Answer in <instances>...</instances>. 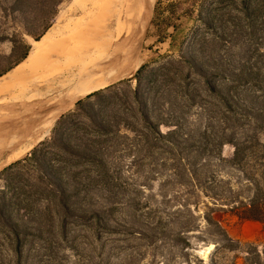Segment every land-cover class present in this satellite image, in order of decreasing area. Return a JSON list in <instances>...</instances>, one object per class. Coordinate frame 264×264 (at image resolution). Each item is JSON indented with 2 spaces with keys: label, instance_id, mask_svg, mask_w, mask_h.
I'll return each instance as SVG.
<instances>
[{
  "label": "rangeland",
  "instance_id": "rangeland-1",
  "mask_svg": "<svg viewBox=\"0 0 264 264\" xmlns=\"http://www.w3.org/2000/svg\"><path fill=\"white\" fill-rule=\"evenodd\" d=\"M10 1L0 0V74L3 75L21 63L36 42L25 29H29L36 36L45 24L40 22L39 0H30L24 8L23 16L10 10ZM166 1L168 0H152L148 18L142 23V30L139 32L141 47L137 70L142 66L149 69L168 65L170 61L178 60L179 56L190 53L199 59L213 58L216 64L221 57L225 62H230V69L238 67L242 47L239 43L234 44L236 36L232 33L225 35L228 43H212L217 41L216 36L200 18H213V25L218 29L221 21L218 16L224 12L227 15H237L231 1L238 5L239 0H172L170 3L179 14L195 12L196 23L191 27L185 20L177 22L174 15H162L163 9L167 7ZM72 2L73 0L65 1L58 7V12L46 31L56 24ZM226 26L229 28L230 23H226ZM260 35L259 53H264V33ZM169 37L172 40L166 41ZM204 41H208L207 45ZM80 44L82 46L78 45V48L71 49L69 55L74 52L73 56L65 63L77 58L84 50L86 44L83 40ZM25 54L26 57L23 58ZM256 58L257 53L248 64L253 65ZM257 65L264 66L263 60H259ZM135 73L130 78H122L95 92L116 86L121 89L134 87ZM191 79L198 82L194 75ZM41 80L43 78L34 82L39 84ZM126 80L130 83L120 86ZM214 81L226 94V82ZM11 82L0 83V104L6 107L5 111H13V107L24 106L27 94L31 92L29 90L37 87L26 80L20 85L15 81ZM141 84L145 88L150 86L146 78L141 79ZM246 89L247 86H241L238 91L241 92L242 100L248 103L250 95ZM232 95L233 90L229 93V96ZM86 97L81 100L84 101ZM200 97L202 100L197 99V102L191 103L185 96L176 97L172 93L171 96L165 97V100L170 103L180 100L182 106L176 107V115L181 120H186L187 129L197 131L206 126H215L217 122L224 120L215 108V105L220 104L217 96L207 93L205 88H200ZM19 98L21 100H18ZM75 103L56 119L40 142L15 162L28 158L32 150L49 139L56 122L74 111ZM204 105L210 110L201 109ZM166 109L170 113L173 112L168 106ZM84 123L88 124L87 121ZM161 129L167 130L165 127ZM129 137L122 143L123 145L111 141L103 151L104 159L107 161L106 168L109 169L111 178L116 180L115 184L107 182L109 179L100 174L102 169L97 165L67 158L56 148L49 150L71 163H76L74 166L65 165L70 172L80 173L78 181L71 183L76 193L68 198L70 211L79 213L98 209L99 218L89 216L80 219L68 215L58 200L53 198H50L52 200L49 203L37 202L29 214L26 213V209L18 210L19 205L26 206V183L33 189L38 187L35 175L27 168L26 163L22 162L6 172L3 170L15 162L0 169V200L11 199L14 202L11 216L18 222L20 230L26 231L28 222L30 230L36 235H41V238L20 235V248L23 252L20 264H264L263 261L257 263L255 258V251H262L264 248V224L239 221L224 205H220L226 203L224 199L228 194L223 181L242 187L243 179L236 168L227 163L212 161L208 182L194 188L189 180L187 182L178 180L171 170L170 161L164 160L149 165L148 160L139 159L142 166L135 168L129 166L133 155L140 157L136 152L137 140L134 134H130ZM232 154L233 147L224 145L222 157L229 160ZM209 156L198 157L197 163L203 162V159L209 160ZM161 157L166 158L168 155L163 154ZM208 218L225 231L229 241L222 237L221 229L210 223ZM242 225H245L246 236H241ZM179 233L184 239L179 244L184 245L186 242L189 246L184 250L186 255L180 253L177 247L171 248V242ZM15 248L14 236L0 220V264H17Z\"/></svg>",
  "mask_w": 264,
  "mask_h": 264
},
{
  "label": "trees",
  "instance_id": "trees-1",
  "mask_svg": "<svg viewBox=\"0 0 264 264\" xmlns=\"http://www.w3.org/2000/svg\"><path fill=\"white\" fill-rule=\"evenodd\" d=\"M29 1L11 0L10 10L23 16L24 8ZM65 1L68 0H39L40 22L45 24L36 36L27 28L26 33L38 41L56 16L58 7ZM231 3L237 15L221 13L218 16L221 18L218 29L213 25V18L201 17L200 20L214 32L217 41L212 43H228L225 35L232 33L236 36L234 44L239 43L242 47L238 67L230 69V62H225L221 57L216 64L213 58L199 59L190 53L179 56L178 60L170 61L168 65L149 69L142 66L135 73L134 87L121 89L116 86L94 92L84 101H77L74 111L56 122L49 139L32 150L28 158L15 162L3 170L6 172L22 162L26 163L27 168L35 175L38 187L33 189L26 183V206L19 205L17 209H26V213L29 214L37 202L49 203L52 200L50 198H53L58 200L68 215L80 219L89 216L99 218L98 209L79 213L70 211L68 198L76 193L71 183L78 181L80 173L70 172L65 165L74 166L76 163H71L49 150L56 148L67 158L97 165L102 169L100 174L109 179L107 182L115 184L116 180L111 178L109 169L106 168L107 161L104 159L103 151L111 141L123 145L122 143L130 138V134H134L137 140L136 152L140 157L132 156L128 165L133 168L142 166L139 159L148 160L149 165L164 160L170 161L171 170L178 180L180 182L189 180L194 188L208 182L212 161L227 163L236 168L243 179L242 187L223 181L228 194L224 199L226 203L220 205H224L239 221L264 224V70H262L264 66L257 65L259 60H263L264 63V53H259L260 34L264 33V0H239L238 5L232 1ZM153 5L154 2L152 10ZM228 22L229 28L226 26ZM218 30L220 34L217 35ZM207 43L208 41H204V44ZM245 43L248 44L244 45ZM254 45L256 46L252 48ZM255 53L257 58L253 65H249L248 62ZM2 75L3 73L0 74ZM192 75L196 76L198 82L191 79ZM145 78L150 83L146 88L141 84V79ZM214 80L226 82V94ZM128 83L130 81L126 80L120 86ZM241 86H247L245 91H249L250 95L248 103L240 96L238 88ZM200 88H205L207 93L218 97L220 104L215 105V108L225 121L192 131L186 128V120H181L175 113L176 107H181L182 102L179 100L170 103L165 97L174 93L176 97L185 96L191 103H195L197 99L202 100ZM231 90L234 91V95L229 96ZM167 106L172 109V113L167 111ZM206 108L209 107L204 105L201 109L205 111ZM162 127L167 130L163 131ZM226 144L233 147V154L229 160L222 157V149ZM163 154L168 157H161ZM205 155H210V159H203V162L197 163L196 159ZM13 206L14 202L11 199L0 200V220L14 236L16 242L14 255L17 264H20L23 253L20 248V235L26 234L37 238H41V235L33 233L28 222L26 231L19 229L18 222L11 216ZM207 220L217 225L221 229L222 237L229 241L225 231L216 222H212L210 218ZM182 240H184L182 235L177 234L171 242V248L177 247L180 253H185L184 250L189 246L186 242L184 245L179 244ZM255 258L257 263L264 262V248L262 251H255Z\"/></svg>",
  "mask_w": 264,
  "mask_h": 264
},
{
  "label": "bare ground",
  "instance_id": "bare-ground-1",
  "mask_svg": "<svg viewBox=\"0 0 264 264\" xmlns=\"http://www.w3.org/2000/svg\"><path fill=\"white\" fill-rule=\"evenodd\" d=\"M151 3L73 0L56 24L32 45L27 57L0 77V83L20 85L26 80L37 86L29 90L24 106L5 111L0 104V169L27 154L77 100L136 72L139 32ZM82 40L84 50L65 63L73 56L74 52L69 55L71 49L82 46Z\"/></svg>",
  "mask_w": 264,
  "mask_h": 264
},
{
  "label": "crops",
  "instance_id": "crops-1",
  "mask_svg": "<svg viewBox=\"0 0 264 264\" xmlns=\"http://www.w3.org/2000/svg\"><path fill=\"white\" fill-rule=\"evenodd\" d=\"M171 1L172 0L166 1L168 8L166 7V8L163 9L162 15L163 16H171V15H174L177 22H180V21L185 20V21L188 22V26L189 27L193 26V24L196 23L195 12L194 13L193 12H189L187 14L186 13L179 14L176 11V8H175V10L173 9L172 3H170ZM172 38H174V35H173ZM170 39H171V37L167 38L166 41H168ZM244 228H245V225H242L241 226V236H246V232L244 231Z\"/></svg>",
  "mask_w": 264,
  "mask_h": 264
}]
</instances>
